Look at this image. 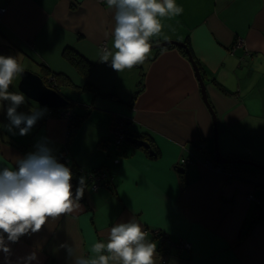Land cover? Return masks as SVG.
<instances>
[{
    "label": "crops",
    "instance_id": "crops-1",
    "mask_svg": "<svg viewBox=\"0 0 264 264\" xmlns=\"http://www.w3.org/2000/svg\"><path fill=\"white\" fill-rule=\"evenodd\" d=\"M175 3L182 14L162 19L153 45L185 43L216 117L219 152L264 167V0ZM0 8V47L14 52L23 69L44 79L43 66L49 78L55 74L59 92L73 103L72 110H60L86 112L66 143L67 118L48 113L56 109H47L20 136L18 129L7 130L10 102L0 101V167H15L14 157L33 152L47 138L59 162L77 165L78 181L86 178L81 207L9 242L10 264L33 252L32 264H73L76 257L94 255L92 245L106 243L114 224L133 217L157 244L155 264H264V172L245 165L215 167L212 116L185 49L161 46L142 64L116 72L111 58L101 62L102 44L115 51L114 7L97 0H0ZM67 50L87 62L86 73L67 60ZM18 82L17 74L9 92H19ZM37 108L22 104L18 111ZM114 115L125 116L130 131L145 133L139 139L155 154L127 141L111 149L106 137ZM97 167L105 169L109 183L93 190L89 171ZM177 241L190 248L178 253ZM64 243L74 249L70 259L60 247Z\"/></svg>",
    "mask_w": 264,
    "mask_h": 264
},
{
    "label": "clouds",
    "instance_id": "clouds-1",
    "mask_svg": "<svg viewBox=\"0 0 264 264\" xmlns=\"http://www.w3.org/2000/svg\"><path fill=\"white\" fill-rule=\"evenodd\" d=\"M105 2L108 8H115V51L104 49L101 62L108 63L111 58L110 66L116 72L142 64L151 53L153 38L163 31L162 19L183 12L175 0ZM23 71L16 57L0 55V101L10 102L6 107L9 121L6 127L9 132L18 129L20 136L28 135L47 112L46 108L30 113L18 111L25 102V95L9 92V86ZM49 143L47 138H42L34 145L33 152L22 158L14 157L15 167H0V252L5 256V264H10L9 242L15 243L24 235L38 233L50 217L72 213L81 207L86 178H79V186L73 192L72 170L59 162ZM147 236L135 217L128 222L116 223L110 228L106 243L92 245L94 255L76 257L73 264H155L157 244L148 241ZM60 247L67 251L69 259L73 257L71 245L64 243ZM36 260L37 255L33 252L19 258L17 264H32Z\"/></svg>",
    "mask_w": 264,
    "mask_h": 264
},
{
    "label": "water",
    "instance_id": "water-1",
    "mask_svg": "<svg viewBox=\"0 0 264 264\" xmlns=\"http://www.w3.org/2000/svg\"><path fill=\"white\" fill-rule=\"evenodd\" d=\"M169 44H174L176 46H180L181 48L185 49L188 60L190 61L194 71L197 80L200 83L201 86V93L203 95V100L205 102L206 107L208 108L211 116H212V123H213V161L220 166H224L226 164L231 165H245V166H252L253 168L264 172V167L260 166L257 163H254L252 161H247L244 159H229L225 158L221 155L219 152V146H218V139H217V125H216V117L214 112L212 111L210 105L207 102L205 92L203 89V83L201 79V74L199 73V69L197 67L196 62L194 61L191 53L189 52L187 46L185 43H179V42H164L153 45L152 49L159 48L161 46H166ZM0 55L4 56H15L14 52L9 50V48L6 47H0ZM26 57V55H25ZM19 82L17 85V89L19 93H23L25 95V98L28 100L36 103L39 108H46V109H63L66 108L70 102V100L64 96L59 91L53 89L50 86H47L44 82L43 78H41L40 75L33 73L30 70L24 69L22 73H19ZM52 78H49V81H52ZM127 141L132 143L133 145L137 147H141L143 149H146L151 155H154V151L150 147L147 141L137 138H127ZM208 161H206L207 163ZM183 170V169H182Z\"/></svg>",
    "mask_w": 264,
    "mask_h": 264
},
{
    "label": "built area",
    "instance_id": "built-area-1",
    "mask_svg": "<svg viewBox=\"0 0 264 264\" xmlns=\"http://www.w3.org/2000/svg\"><path fill=\"white\" fill-rule=\"evenodd\" d=\"M97 1L100 3H106L105 0H97ZM2 12H4V8H0V13ZM102 48L106 49L105 44H102ZM48 113L52 114V110H48ZM60 115H65L66 117H68L69 112L67 113L61 112ZM110 131L113 134L114 143L119 146L122 145L125 141H127V138L129 137V133H130L128 119L123 115H114L111 119ZM63 157H65V155H63ZM180 162L181 164H184V165L191 163L189 159H182ZM89 181L92 184L93 190H97V188L100 185H104V184L108 185L109 183L107 174L99 170H94L90 172ZM252 198L253 196L249 195V199H252ZM145 231L148 232V230H145ZM154 236L161 238L162 241L164 240V237L160 235L159 231L155 230ZM174 247H175V250L178 251V253H180L182 249H189L190 244L188 242L185 243L183 241H177L174 243ZM160 258H161V261H164L166 258L165 253H161Z\"/></svg>",
    "mask_w": 264,
    "mask_h": 264
},
{
    "label": "trees",
    "instance_id": "trees-1",
    "mask_svg": "<svg viewBox=\"0 0 264 264\" xmlns=\"http://www.w3.org/2000/svg\"><path fill=\"white\" fill-rule=\"evenodd\" d=\"M68 53H70V54H68ZM65 56L67 57V60L69 62L74 63L75 65H77L79 67V69L82 70V72L84 70H85L84 71L85 73L87 72V68H86L87 67V62L86 61H84L83 59L74 57V55L70 51H68V50L66 51ZM43 71L48 75L47 77H45V79L48 78L51 75V74L48 73L50 71L47 69V67H44L43 66ZM53 75H54L53 76L54 79L52 77L51 78L55 81L54 85H56V86H53V89L59 91L58 90V87H57V83H56V80L57 79L55 80L56 76H55V74H53ZM41 78L44 79V76H42ZM87 86L91 87L92 84L89 83V84H87ZM137 92H139L138 89L135 91L134 95L132 96V99L137 96ZM66 108L72 110L73 109V103L69 102V104H68V106ZM62 110H60V109L52 110V114H49V115L50 116L60 117V116H62V115H60L61 112H63V113L69 112V116H68V119H67L68 120V128H67V139H66V143H69V141L71 140L73 134L75 133V131L77 130V128L80 126L81 121H83L84 117L86 116V112H84V113L81 114V113L77 112L76 110L75 111H72V112L71 111H62ZM132 136L142 137V136H145V133L144 134H142V133L139 134V133H137L135 131L134 132L130 131L128 138H130ZM116 147H120V146L119 145H116ZM67 166H69L71 168L72 173H73L72 185H73V192H74L75 188L79 186L78 177H79L80 170H79L78 166L75 165V164H69ZM225 166H227V165H225ZM94 170H99L101 172H105L106 173V171H105L104 168L97 167V168L91 169L89 171V174H90L91 171H94ZM100 186L103 187V185H100Z\"/></svg>",
    "mask_w": 264,
    "mask_h": 264
},
{
    "label": "rangeland",
    "instance_id": "rangeland-1",
    "mask_svg": "<svg viewBox=\"0 0 264 264\" xmlns=\"http://www.w3.org/2000/svg\"><path fill=\"white\" fill-rule=\"evenodd\" d=\"M3 13V12H2ZM2 13H0V14H2ZM18 85V84H17ZM16 85V86H17ZM18 90V89H17ZM18 92V91H17ZM19 93V92H18ZM24 106L26 107V108H31V106L32 107H34V103L33 102H31L30 100H28L27 98H25V102H24ZM37 109H39V108H37ZM62 117H66L65 115H62ZM67 119H68V117H66ZM6 125H8L7 123H5V126ZM106 139H108V143H109V146L111 147V149H116L115 148V143H114V137H113V135H112V133L108 130V135H107V137H106ZM89 181V180H88ZM89 183H90V181H89ZM90 185H91V188H92V184L90 183Z\"/></svg>",
    "mask_w": 264,
    "mask_h": 264
},
{
    "label": "flooded vegetation",
    "instance_id": "flooded-vegetation-1",
    "mask_svg": "<svg viewBox=\"0 0 264 264\" xmlns=\"http://www.w3.org/2000/svg\"><path fill=\"white\" fill-rule=\"evenodd\" d=\"M52 78H53V77H52ZM53 79H54V78H53ZM44 82L46 83L47 86H50V85H51L50 87H52V88H53L54 83H55L54 80L49 81V77L46 78V79H44ZM202 150L204 151V147H202ZM207 161H208L207 163H208L209 165H213L211 161H209V160H207ZM215 167H222V168H223L224 166H220V165H217V164L215 163Z\"/></svg>",
    "mask_w": 264,
    "mask_h": 264
}]
</instances>
